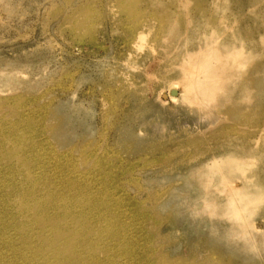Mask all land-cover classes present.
<instances>
[{
    "label": "rangeland",
    "instance_id": "1",
    "mask_svg": "<svg viewBox=\"0 0 264 264\" xmlns=\"http://www.w3.org/2000/svg\"><path fill=\"white\" fill-rule=\"evenodd\" d=\"M214 70L205 104L187 85ZM0 128L49 203L73 185L86 194L103 229L79 246L86 263L264 264V0H0ZM1 161L5 210L24 181ZM205 169H238V199L261 196L246 224L224 215V181L202 186ZM5 214L0 264L22 263L24 219L14 229Z\"/></svg>",
    "mask_w": 264,
    "mask_h": 264
},
{
    "label": "bare ground",
    "instance_id": "2",
    "mask_svg": "<svg viewBox=\"0 0 264 264\" xmlns=\"http://www.w3.org/2000/svg\"><path fill=\"white\" fill-rule=\"evenodd\" d=\"M136 39H141V32L136 36ZM222 47H224V45H222ZM210 48L211 49L208 51L209 56L214 53L216 54L217 49L214 47ZM228 55L223 58L218 57V60L215 58L216 62L219 63V71L230 72V67L232 66L226 60ZM212 62L213 61H211V63ZM220 75V72L214 70V72H212V77L209 76L211 78L207 80V82H189L190 84H188L187 87L191 88V85L196 87L194 91L199 95L200 101L206 104L208 100L215 97L218 90H220V82H218V77ZM179 88H182L179 83L170 84L168 87V94L165 98L169 97L173 102H177L180 98ZM26 149L27 148L23 146L17 149H11L10 144L6 142V140L0 141V161L1 159H6V161L7 159H13L14 161L10 165V167H12V173L16 171L17 175L21 176V179L24 181L20 186L16 204H6L4 206L5 210L1 209L3 206L0 204V213H6L3 218H6L7 226L13 223L15 226L14 229H16L20 226L22 218L24 219V223L19 231L20 241L22 242V247L27 250V256L22 258V263L15 264H42V258L44 259V264H88L86 260H83L85 257L83 253L84 250L79 246H86L87 242L96 239L94 231H103L101 221L94 220L92 216L88 218V214L85 211L86 202L84 200L86 194L75 185L71 186L65 195H60L55 198L53 203H49L50 195L48 193V187L41 188L40 181L36 179L37 175L33 172H29L25 168ZM1 162L7 164V162L4 163V160ZM242 167L245 169V166ZM205 171L206 172L200 174L198 178L203 187H208V183H211L216 178H219L226 184L225 192L228 210H225L224 215L240 222V224H246L248 218L244 217L245 213L251 208H257L259 206L261 196L251 192L249 198L244 199L242 197L238 199L241 190L232 188L228 183L230 176L235 175L238 169L226 172V177L221 176L219 173L221 170L219 169H205ZM0 185H4L1 191H5L7 182L1 181ZM7 187L11 189V185ZM18 188L19 186H14L15 190ZM247 189H249V187ZM214 193H216L215 190ZM214 193H207L205 196L207 197L206 203L210 208L209 214L212 217H216L219 214V210L214 203L215 200H213ZM23 209H26V211L23 212ZM15 211L16 213H14ZM60 212H62V214L58 215ZM80 233L82 234L79 238L70 241L71 237L75 238ZM15 237L14 235V239L8 237L7 241L13 242ZM18 237L19 235L17 236V240H19ZM20 241H18V243H20ZM7 248L9 247L7 246ZM38 253L42 258L37 257L36 254ZM4 259H7V255ZM4 264H6V262Z\"/></svg>",
    "mask_w": 264,
    "mask_h": 264
}]
</instances>
